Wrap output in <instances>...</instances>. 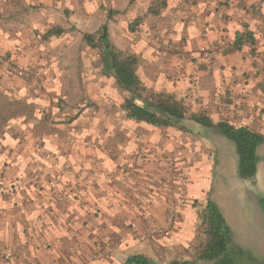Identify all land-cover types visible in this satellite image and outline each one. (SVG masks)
<instances>
[{
	"label": "crops",
	"instance_id": "1",
	"mask_svg": "<svg viewBox=\"0 0 264 264\" xmlns=\"http://www.w3.org/2000/svg\"><path fill=\"white\" fill-rule=\"evenodd\" d=\"M59 1L29 13L30 4H0V52L24 66H34L31 59L48 51L70 53L85 68L74 88L85 89L98 108L78 110L68 129L48 113L37 114L30 128L18 115L2 131L7 171L0 177V264H126L131 256L157 250L175 256L173 262L208 263L199 257L208 239L203 222L209 202L219 207L239 245L224 211L233 198L217 188L221 168L234 170L239 163L231 141L204 121L246 127L264 137V0H167L159 16L149 12L156 6L150 2L133 30L127 16L107 19L103 4ZM109 1L128 15L135 5L147 4ZM56 20L66 22L65 31L40 45L36 34ZM104 25L116 49L139 60L143 99L129 97L118 85L102 51L103 63L89 60V50L80 54L83 35H95ZM74 26L77 35L69 32ZM57 67L51 63L42 70L51 75ZM52 90L37 103H46ZM127 100L162 124L131 119ZM174 104L178 116H166L162 109ZM257 155L264 156V144ZM171 158L175 174L167 184ZM173 210L175 226L166 237L136 241L137 229L165 223ZM245 249L264 261V239Z\"/></svg>",
	"mask_w": 264,
	"mask_h": 264
},
{
	"label": "rangeland",
	"instance_id": "2",
	"mask_svg": "<svg viewBox=\"0 0 264 264\" xmlns=\"http://www.w3.org/2000/svg\"><path fill=\"white\" fill-rule=\"evenodd\" d=\"M9 1L10 0H0V4H30L29 8H27L26 10L27 13H29L31 11H38L40 7L41 9H47V5L43 4H51L56 0H52L51 2L47 0H11L10 3ZM106 1L107 0H90L92 4H103V8L101 10L105 12L107 19H109V11L118 12L114 17H120L121 19H124V17L127 16L126 22L127 24H129L128 28H130V30L132 28L135 29L140 25L138 24V22H140V20L145 17L144 12L147 10L150 2H154L156 4V7L159 6V3L155 2V0H146L147 4L135 5L136 7L132 9V12H134V14L128 15V10H125L124 13H120L119 11H116L112 8V1ZM59 2H61V0ZM75 3L80 4L79 0H76ZM62 4L64 7L65 4H68V2L64 1ZM138 9L139 12L138 15H136ZM67 12H69V14L71 13V11L69 10ZM63 16L67 17V13L64 12ZM128 16L131 19H129ZM133 17H135V19H133ZM56 21L58 23L55 26L42 31L43 33L36 34L35 39L40 43V45L47 43V41L49 40L55 41V38L61 37L62 33L65 31L62 25L65 26L66 22H62V20ZM118 25V28H126L125 23H118ZM69 32L76 35L79 33L77 32L76 26L70 28ZM36 44V46H38V43ZM87 50L91 52L87 53L89 60L92 61L93 59H98L102 62L101 49L89 47L82 41V44L80 46V54H82L83 52L86 55ZM58 53L59 51L57 50L56 52L51 53L50 51H48L47 55H36L31 59V62L33 61L32 63H35L34 66H24L13 60L11 56L2 54L0 52V177L3 176L2 171H7L5 169V167H7L5 160L7 159L6 157L3 158V147L1 146L2 131L5 129V127H7V124H9L14 117H17L18 115L23 116V118L26 120V126L30 128L31 125L33 126L37 114L47 115L49 113L50 116L54 115L59 128L62 127L63 129H68L71 127L73 116L77 115L80 112H78V110L91 107L93 109L98 108V106L89 99L88 93L85 89L78 90L75 89V85H73V83H75V80H83L82 77H84L83 75L85 73L83 70L85 68L83 66L78 67L75 64L76 58L73 57L70 53L66 52L65 56L59 55ZM80 54L78 58L79 65L81 59ZM26 60L28 62V59ZM51 63L53 67H58L57 71H54L51 75H48L42 69L45 65L49 66V64ZM76 67L78 68L76 69ZM14 69L22 71L24 74H16L13 72ZM51 87H53V90L51 89ZM49 90H52V95H47V98L45 99L49 100L48 97H51V103L46 100V103L38 104L37 102H39V97L44 93L48 94ZM18 96H23L25 100L17 101ZM33 101L36 103H34ZM36 125H38L41 129H44V126H41L42 124L40 125L39 123ZM230 143L233 145L235 156L237 158V162L239 163V156L237 155L235 145L232 142ZM258 157V164L260 169L256 178L253 180L241 179V177L239 176L238 164H236L234 170L232 168H229V166L227 167L226 165L225 168H221L222 170L218 172V190L222 189V194H227L229 199L231 198V196L233 198V200L228 201V206L224 209L225 217L229 219V223L233 227L237 240L240 243L238 245L234 241L235 244L246 252L244 254L246 260L243 261L242 259H240V264H264L262 258L254 257L248 252L247 249H245L255 246L257 247L258 242L260 240L263 241L264 239V160H262L264 159V156ZM170 160V163H168L167 165V180L173 179V176L175 174V160L174 158H171ZM177 191H179L180 193L182 192L181 190H176V192ZM258 204L260 205L261 209L260 213L257 211ZM230 205H232V207ZM258 218H260L259 229L257 227ZM197 253V251H194V254ZM128 254L129 253H124L121 259L125 260ZM235 254V259H237L238 253L235 252ZM143 256H146L151 261L157 264H170L176 259L174 258L175 256H167L165 250L152 251ZM108 258H110V260H113L114 258L112 249L110 250ZM196 264L208 263L205 262Z\"/></svg>",
	"mask_w": 264,
	"mask_h": 264
},
{
	"label": "trees",
	"instance_id": "3",
	"mask_svg": "<svg viewBox=\"0 0 264 264\" xmlns=\"http://www.w3.org/2000/svg\"><path fill=\"white\" fill-rule=\"evenodd\" d=\"M166 1L155 0V2L159 3V6L150 7L149 12L153 15H161L165 10ZM117 13L115 11H109V19H113ZM83 42L89 47L101 49L105 59V66L110 68V72L116 78L118 85L129 94V97L143 99L147 90L137 74L139 60L134 56H124L116 49L111 41L107 25L102 26L95 35H83ZM107 59L110 62L106 61ZM127 105V109L130 110L129 117L131 119L146 122L151 125L162 124L159 117L149 113L145 107L137 105L135 101L127 100ZM178 109L179 107L174 104L165 107L162 111L166 113V116L170 117L178 116ZM166 121L165 124H167ZM204 123L209 127H216L218 130H221L224 136L235 145L237 155L239 156L238 170L241 179H255L258 173L259 161L257 150L260 145L264 144V137L246 127H235L226 123H220L214 126L208 121H204ZM203 223L208 239L199 258L210 264H240L239 260L242 259L246 252L235 244L232 230L215 203H208ZM235 252L238 253L237 259H235ZM126 264H151V261L145 256H131L128 258ZM171 264L193 263L176 261Z\"/></svg>",
	"mask_w": 264,
	"mask_h": 264
},
{
	"label": "built area",
	"instance_id": "4",
	"mask_svg": "<svg viewBox=\"0 0 264 264\" xmlns=\"http://www.w3.org/2000/svg\"><path fill=\"white\" fill-rule=\"evenodd\" d=\"M206 53L208 55V58L210 60H212L214 57L213 49H208L206 51ZM13 72L16 74H20V75L24 74L22 71H19L16 69H14ZM170 181L171 180L168 179V180H166V183L169 184ZM175 221H176V212L173 210L170 212L165 223L157 225V226H155L153 228H149V229H137L136 230V233H137L136 234L137 235L136 241L138 243H141L145 240H151V239L157 238V237H166L174 228ZM96 257H97V254L93 255L92 258L96 259Z\"/></svg>",
	"mask_w": 264,
	"mask_h": 264
}]
</instances>
